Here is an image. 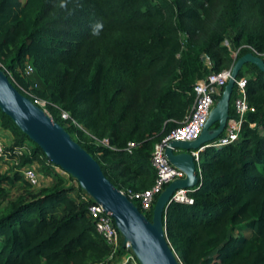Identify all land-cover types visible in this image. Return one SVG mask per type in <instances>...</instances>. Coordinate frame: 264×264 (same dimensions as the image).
Wrapping results in <instances>:
<instances>
[{
    "label": "trees",
    "instance_id": "16d2710c",
    "mask_svg": "<svg viewBox=\"0 0 264 264\" xmlns=\"http://www.w3.org/2000/svg\"><path fill=\"white\" fill-rule=\"evenodd\" d=\"M246 51L264 60V0H0V68L44 100L117 188L151 184V148L191 108L194 82ZM240 76L249 109L237 138L199 150L191 202L164 210L181 264H264V72L245 62ZM0 127L12 135L0 158L10 164L0 170V264H104L109 249L84 191L1 110ZM35 160L54 176L36 190L21 173Z\"/></svg>",
    "mask_w": 264,
    "mask_h": 264
},
{
    "label": "water",
    "instance_id": "95a60500",
    "mask_svg": "<svg viewBox=\"0 0 264 264\" xmlns=\"http://www.w3.org/2000/svg\"><path fill=\"white\" fill-rule=\"evenodd\" d=\"M245 62L264 72V60L259 55L249 51L240 54L232 62L230 76L215 98L197 137L168 141L164 153L171 164L183 171L184 176L170 180L156 195L149 219L103 174L90 153L43 108L19 92L1 68L0 110L42 150L51 163L70 175L112 217L122 242L129 244L138 264H181L165 236L164 210L175 189L196 184L195 159L191 151L198 152L202 145L221 132L228 117L234 78Z\"/></svg>",
    "mask_w": 264,
    "mask_h": 264
},
{
    "label": "built area",
    "instance_id": "2783aa9c",
    "mask_svg": "<svg viewBox=\"0 0 264 264\" xmlns=\"http://www.w3.org/2000/svg\"><path fill=\"white\" fill-rule=\"evenodd\" d=\"M222 42L228 48L230 56L234 57L236 49L230 46L226 38ZM203 57L206 66L209 67L211 65L210 60L206 55ZM231 64L216 71L210 70L204 77L194 82L192 90L195 94V99L191 108L183 115L179 124L173 127L158 141L154 142L151 148L149 162L154 170V178L151 184L142 189H133L130 187L119 188L120 192L125 194L143 214L151 210L156 195L170 180L184 176L181 169L169 162L164 153V149L171 139L191 140L197 137L215 98L220 94L224 83L230 76ZM31 70V65L25 62L22 68L23 74L27 75ZM232 90V115H228L226 118L221 132L215 138L202 145L200 147L201 149L206 145H224L237 138L243 116L249 109L245 93V78L243 76L234 78L231 93ZM32 101L49 114L44 108V100L34 96ZM58 114L62 119L68 118L65 110H60ZM132 145V141L127 142L128 150ZM7 152L4 150V146L0 141V158L2 160L7 159ZM191 153L196 160L197 151L192 150ZM21 173L23 178L30 184L34 185L37 183V175L31 164L22 166ZM185 190L186 188L175 189L170 196V200L191 202L192 199L186 195ZM82 197L89 201L87 204V214L94 223L95 231L103 238L105 244L108 246L107 260H109V264H137V260L129 244L122 242L121 234L114 225L112 217L99 203L93 201L85 191ZM119 248L122 249L119 251Z\"/></svg>",
    "mask_w": 264,
    "mask_h": 264
},
{
    "label": "rangeland",
    "instance_id": "374dc122",
    "mask_svg": "<svg viewBox=\"0 0 264 264\" xmlns=\"http://www.w3.org/2000/svg\"><path fill=\"white\" fill-rule=\"evenodd\" d=\"M253 16V14H250L249 17L251 18ZM245 67V66H244ZM243 67V68H244ZM262 132H264V129L262 130ZM0 141L2 142L3 145H8L12 142V135L6 130L0 127ZM27 145L25 144V147ZM33 167V169L36 172L37 175V183L33 185V189L36 190L39 186L41 185H45V184H49L54 176L51 174V172H45L42 170V167L40 165V163L38 161H34L32 163H30ZM10 164L9 162H2L0 163V170L1 171H7L9 168ZM55 171L59 174H61L64 178H65V183H74L73 181H71L68 177H67V173L64 172L63 170H61L59 167L55 166ZM17 185H15L14 187L11 188L10 190V196L14 195L18 190V188L16 187ZM152 208V207H151ZM151 213V211H150ZM104 264H109V260H107Z\"/></svg>",
    "mask_w": 264,
    "mask_h": 264
}]
</instances>
